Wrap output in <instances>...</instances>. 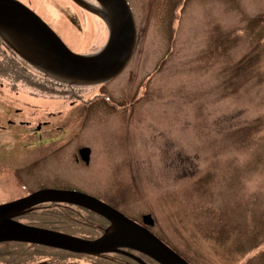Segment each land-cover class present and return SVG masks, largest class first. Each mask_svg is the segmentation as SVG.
<instances>
[{
    "label": "rangeland",
    "instance_id": "374dc122",
    "mask_svg": "<svg viewBox=\"0 0 264 264\" xmlns=\"http://www.w3.org/2000/svg\"><path fill=\"white\" fill-rule=\"evenodd\" d=\"M24 1L73 52L106 45V24L69 0ZM128 3L134 53L106 85L67 100L0 89V201L79 190L140 224L151 214L150 231L189 264H264V0ZM54 259L32 264L93 263Z\"/></svg>",
    "mask_w": 264,
    "mask_h": 264
},
{
    "label": "water",
    "instance_id": "95a60500",
    "mask_svg": "<svg viewBox=\"0 0 264 264\" xmlns=\"http://www.w3.org/2000/svg\"><path fill=\"white\" fill-rule=\"evenodd\" d=\"M82 9L101 18L109 31L106 45L97 53L73 52L59 35L32 9L17 0H0V37L23 61L59 82L87 86L105 83L119 75L130 62L136 41L135 18L128 0H72ZM89 148L80 150L89 164ZM75 205L91 211L110 226L97 239H84L62 232L25 224L18 218L43 204ZM151 214L143 225L129 219L103 201L77 190L41 189L21 199L0 204V243L39 245L78 255L124 254L138 262L143 259L125 253L130 249L158 264H189L147 227H153Z\"/></svg>",
    "mask_w": 264,
    "mask_h": 264
},
{
    "label": "trees",
    "instance_id": "16d2710c",
    "mask_svg": "<svg viewBox=\"0 0 264 264\" xmlns=\"http://www.w3.org/2000/svg\"><path fill=\"white\" fill-rule=\"evenodd\" d=\"M7 48V47H6ZM0 89L9 88L10 91L17 92L20 86L28 87L34 91L36 95L44 98H56L64 96L66 91H74L75 88L53 80L37 69L33 68L10 48L5 49L3 40L0 37ZM6 82V84L4 83ZM14 175L8 180L10 185L17 190H20L21 182L13 179ZM15 178L16 175H15ZM21 191V190H20ZM23 194L24 192L21 191ZM15 197V196H13ZM9 199V198H7ZM3 199L0 203L8 202L9 200ZM77 208V207H74ZM80 209V208H77ZM84 211V210H83ZM91 214V212H88ZM23 218H29L35 226L42 227L48 230L63 232L77 236L84 239H94L101 231L97 229L96 224L100 221V217L92 215V217L82 218L76 214L73 208L64 206L61 209H47L42 212L33 211ZM22 218V219H23ZM102 225V222H101ZM137 256L145 258L150 264H158L147 256L134 251ZM113 255V254H112ZM115 256V255H113ZM65 257H77L91 259V264H139L133 260L117 256L120 258H107V256H93V255H77L67 251L58 250L54 248L31 245L17 242L0 243V264H32L43 259H55L53 261H63ZM111 260V261H109Z\"/></svg>",
    "mask_w": 264,
    "mask_h": 264
},
{
    "label": "flooded vegetation",
    "instance_id": "af4514ba",
    "mask_svg": "<svg viewBox=\"0 0 264 264\" xmlns=\"http://www.w3.org/2000/svg\"><path fill=\"white\" fill-rule=\"evenodd\" d=\"M17 1H19V2H21V3H23L24 5H26V6H28L30 9H32L24 0H17ZM70 2H72V3H74L72 0H69ZM86 2H89V3H91V4H97L94 0H85ZM75 4V3H74ZM75 5H77V4H75ZM78 6V5H77ZM78 7H80V6H78ZM81 8V7H80ZM82 9V8H81ZM33 10V9H32ZM84 10V9H83ZM34 11V10H33ZM86 11V10H85ZM88 12V11H87ZM90 13V12H89ZM72 22H75L73 19H72ZM76 23V22H75ZM2 39V38H1ZM3 40V39H2ZM3 45L5 46V49H7V48H10L9 47V45L3 40ZM7 47V48H6ZM108 82H105V83H103V85H106ZM66 93L67 94H65L64 96H61V97H56V98H54V99H62V100H67V99H72V98H76V97H81V96H79V93L80 92H77V91H66ZM102 93H105L108 97H110L106 92H102ZM105 94H103V95H105ZM111 98V97H110ZM52 114H50V115H47L46 116V118H44V119H41L38 123H37V125H36V131L38 132V134L40 133V131H41V129H42V127H47L49 124H51V121L49 120V118H50V116H51ZM52 117V116H51ZM22 124H24V125H27L28 123H22ZM82 148H79L78 149V151H77V155H75V161L76 162H80V160H81V156H80V150H81ZM91 150V149H90ZM91 155H92V151L90 152V156H89V158L91 159ZM82 161V160H81ZM83 162V161H82ZM85 164V163H84ZM85 165H89V164H85ZM46 188H48V187H44V188H42V189H46ZM50 188V187H49ZM55 189H57V188H55ZM59 189H61V188H59ZM93 196V195H92ZM98 198V197H97ZM99 200H101V201H103L104 203H106V204H108V205H110V206H112V207H114L115 209H117L116 208V206H113V205H111L109 202L107 203V202H105L104 200H102V199H100V198H98ZM44 205H56V206H67V207H70V208H74V207H77V206H75V205H68V204H52V203H48V204H44ZM77 208H79V207H77ZM85 211V214H88V216L87 217H92V215H94V216H98L97 214H95V213H93V212H91V214L90 213H88V212H90V211H87V210H85V209H82V208H80V212H82V211ZM98 217H100V216H98ZM22 218L23 217H21V218H18V221L20 220V221H22ZM101 219H100V221H99V224H98V227H97V229L99 230V231H101V234H99L96 238H94V239H97V238H99L103 233H104V231L110 226V223L106 220V219H104L103 217H100ZM101 222H102V225H101ZM96 227V226H95ZM123 252H125V253H128V254H131V255H134V256H137V254L134 252V251H132V250H130V249H121ZM113 255H115V256H113ZM113 255L112 254H107V255H104V256H107V258H114V259H117V256H123V257H127V258H129V259H131V260H133L132 258H130L129 256H127V255H124V254H119V253H113ZM137 257H139V256H137ZM119 258V257H118ZM139 258H141V259H143L147 264H150V262L149 261H147L145 258H142V257H139ZM118 260H120V258L118 259ZM133 262H136L135 260H133ZM137 263V262H136Z\"/></svg>",
    "mask_w": 264,
    "mask_h": 264
}]
</instances>
